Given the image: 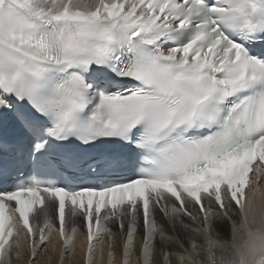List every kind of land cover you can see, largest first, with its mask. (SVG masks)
<instances>
[{"label": "snow or ice", "instance_id": "obj_1", "mask_svg": "<svg viewBox=\"0 0 264 264\" xmlns=\"http://www.w3.org/2000/svg\"><path fill=\"white\" fill-rule=\"evenodd\" d=\"M0 264H264V0H0Z\"/></svg>", "mask_w": 264, "mask_h": 264}, {"label": "bare ground", "instance_id": "obj_2", "mask_svg": "<svg viewBox=\"0 0 264 264\" xmlns=\"http://www.w3.org/2000/svg\"><path fill=\"white\" fill-rule=\"evenodd\" d=\"M83 239V237H81V236H79V234H78V239H77V245L79 246V243H80V241Z\"/></svg>", "mask_w": 264, "mask_h": 264}]
</instances>
